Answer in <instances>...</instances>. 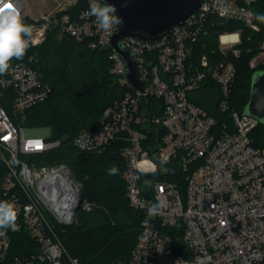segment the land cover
<instances>
[{
	"label": "built area",
	"instance_id": "obj_1",
	"mask_svg": "<svg viewBox=\"0 0 264 264\" xmlns=\"http://www.w3.org/2000/svg\"><path fill=\"white\" fill-rule=\"evenodd\" d=\"M78 1L45 0L36 11L27 0H0V6H13L33 27L35 42L28 49L42 44L53 29L60 37L87 40L91 48L108 51L112 72L127 86L105 108L98 129H83L74 137L84 151H100L116 141L125 144L126 193L141 212L140 233L130 257L113 264H264V148L251 138L260 122L230 110L237 74L233 57L241 54L244 28L220 32L218 50L194 55L195 44L215 18L241 21L260 31L253 9L257 0H202L184 24L159 39L119 38L137 61L143 89L129 84L127 65L114 45L121 24L100 29L87 13L102 1L87 0L80 9ZM32 59L29 54L13 59L0 75V160L7 167L1 202H10L17 213L15 230L0 229V264H79L56 228L59 220H75L78 188L73 172L64 164L39 166V158H25L55 148L60 140H50L51 131L16 125L9 113H23L54 94L30 64ZM263 61L264 39L250 65ZM214 86L221 95L217 111L228 114L227 120L220 121L198 101L200 93ZM145 161L157 166L155 173L138 170ZM153 205L158 206L154 215L149 211ZM92 206L86 199L81 208ZM20 230L38 249L11 256L13 234Z\"/></svg>",
	"mask_w": 264,
	"mask_h": 264
},
{
	"label": "trees",
	"instance_id": "obj_2",
	"mask_svg": "<svg viewBox=\"0 0 264 264\" xmlns=\"http://www.w3.org/2000/svg\"><path fill=\"white\" fill-rule=\"evenodd\" d=\"M86 1L79 0L77 7H85ZM253 9L260 31H252L241 21L215 18V23H208L207 32L195 44L194 55L198 57L218 50L220 32L244 28L241 54L233 57L237 74L231 87V111L244 112L250 99L253 73L264 70V61L256 67L250 65L264 39V21L258 19L264 15V0L255 1ZM26 54L33 56L30 64L40 78L53 87L54 94L23 113H9L18 126L49 127V139L60 140V144L39 155L26 154L25 158L36 157L48 165L70 166L85 189L87 201L93 205L91 210H78L74 225H57V233L69 255L77 258L79 264H113L127 260L140 233L141 212L131 206L126 193L124 175L127 163L122 155L125 144L116 141L100 151L80 150L74 144L79 131L98 129L105 108L121 98L127 86L122 85L112 72L113 62L108 51L91 48L87 40L60 37L57 29L50 30L46 40L28 49ZM214 88L211 92L200 93L198 101L220 117V121L227 120L228 114L217 111L221 95L217 87ZM251 138L256 147L264 148L263 123L252 131ZM113 166L118 173L109 175L108 169ZM6 172L7 167L0 160V203ZM31 248L37 250L38 246L26 231L13 234L11 256L27 254Z\"/></svg>",
	"mask_w": 264,
	"mask_h": 264
},
{
	"label": "water",
	"instance_id": "obj_3",
	"mask_svg": "<svg viewBox=\"0 0 264 264\" xmlns=\"http://www.w3.org/2000/svg\"><path fill=\"white\" fill-rule=\"evenodd\" d=\"M102 4L114 5L116 15L121 18V30L114 36V45L127 65V79L131 86L143 89L145 85L137 73V61L118 39L124 36H137L155 40L169 33L175 26L184 24L202 0H101ZM244 113L255 116L264 124V70H256L252 76L250 99ZM73 184L78 188V199L74 206L75 213L86 200L83 185L71 175ZM75 220H59L63 227L74 225Z\"/></svg>",
	"mask_w": 264,
	"mask_h": 264
},
{
	"label": "clouds",
	"instance_id": "obj_4",
	"mask_svg": "<svg viewBox=\"0 0 264 264\" xmlns=\"http://www.w3.org/2000/svg\"><path fill=\"white\" fill-rule=\"evenodd\" d=\"M117 9L111 4L93 3L87 15L94 16L100 29L110 31L114 25L122 23L121 18L116 15ZM264 21V15L258 16ZM33 27L24 23L21 13L13 6L3 8L0 6V75H5L11 67L13 59H23L28 48L35 41L32 38ZM141 173H155L157 166L151 162H141L138 165ZM109 175L118 173V169L113 166L108 169ZM150 214L158 212V206L150 208ZM17 213L13 205L4 201L0 203V229L12 228L15 230ZM0 231V235H3Z\"/></svg>",
	"mask_w": 264,
	"mask_h": 264
},
{
	"label": "rangeland",
	"instance_id": "obj_5",
	"mask_svg": "<svg viewBox=\"0 0 264 264\" xmlns=\"http://www.w3.org/2000/svg\"><path fill=\"white\" fill-rule=\"evenodd\" d=\"M27 2H28V4H29V8L31 9V11H36V10H38V8H41L43 5H44V3L43 2H45V0H27ZM43 4V5H42ZM50 6H48V8H49ZM51 8H52V5H51ZM29 131H35V132H39V133H44V132H49V131H51L50 130V128L49 127H35V128H29L28 129ZM28 161H35V159H28ZM37 164L39 165V166H43V165H46V166H48V164H46V163H42L40 160L39 161H37ZM59 165H61V164H59ZM65 166H67L68 168H70V166H68V165H66V164H64ZM72 171V170H71ZM75 177V176H74ZM76 221H77V213H76V216H75V223H76ZM74 223V224H75Z\"/></svg>",
	"mask_w": 264,
	"mask_h": 264
},
{
	"label": "bare ground",
	"instance_id": "obj_6",
	"mask_svg": "<svg viewBox=\"0 0 264 264\" xmlns=\"http://www.w3.org/2000/svg\"><path fill=\"white\" fill-rule=\"evenodd\" d=\"M65 184H66V182H64V183L61 184L63 186V188H62L63 189V192L65 191V189H67V185H65ZM67 210H69V204H68Z\"/></svg>",
	"mask_w": 264,
	"mask_h": 264
},
{
	"label": "snow or ice",
	"instance_id": "obj_7",
	"mask_svg": "<svg viewBox=\"0 0 264 264\" xmlns=\"http://www.w3.org/2000/svg\"><path fill=\"white\" fill-rule=\"evenodd\" d=\"M8 7H11V5H8Z\"/></svg>",
	"mask_w": 264,
	"mask_h": 264
}]
</instances>
